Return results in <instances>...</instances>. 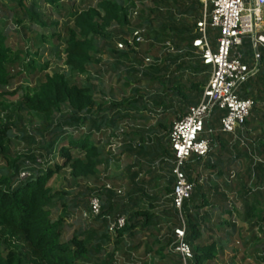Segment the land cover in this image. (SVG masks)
Segmentation results:
<instances>
[{"label": "trees", "instance_id": "16d2710c", "mask_svg": "<svg viewBox=\"0 0 264 264\" xmlns=\"http://www.w3.org/2000/svg\"><path fill=\"white\" fill-rule=\"evenodd\" d=\"M35 1L27 6L18 0L13 9L12 20L23 30H37L31 28L32 23H37ZM39 1L53 10L59 8L62 14L66 12L61 20V35L59 32L50 34L52 41L62 43L66 72L81 74L94 69L98 56L106 51L108 59L119 64L128 63L117 74L124 79V85L128 84L126 77L138 74L135 83L153 89V105L146 106L141 96L124 99L121 103L96 104V98L87 87L70 80L61 70H47L33 86L16 87L19 95L13 109L34 112L44 118L51 117V120L53 117L54 123L45 135L41 131L25 134L24 129L18 128L20 139L27 144L33 142L36 135L44 142L35 152L30 150L11 156L10 138L15 136L13 127L17 126L4 118L14 114L0 115V161L9 168L8 173H0V264H86L90 261L113 264L114 251L133 242L140 233H145V238L137 240L131 249H142L138 255L140 259L146 253L156 256L155 264H215L219 251L228 247V237L233 235L241 240L248 237L244 245L251 241L259 243L252 252H261L258 259H264L262 67L237 91L239 98H246L240 92L246 86L253 88L254 105L242 122L241 136L248 135V128L259 127L255 144L245 140L247 146L238 142L228 146L229 137L219 131V124L217 128L212 127L213 132H208L204 122L201 136L208 139V148L204 155L191 154L185 161V177L193 187L189 198L177 210L171 202L174 176L167 135L172 122L181 118L188 106L197 103L210 72V66L202 64L198 50L191 46V40L197 36L195 22L200 16V1L197 11L191 14L188 10L179 11L175 16L170 8L179 7V1L150 0L148 15L136 24L129 23L127 7L123 8L117 0H97L94 4H88V0H79L77 4L61 0ZM188 3V7H193L197 0ZM51 14L55 16L51 25H57L59 15L54 11ZM25 18H28V25L24 23ZM135 29L152 32L136 50L124 39ZM39 38L43 39L41 34ZM116 40L124 43L123 49L108 48ZM165 41L170 43L172 51L164 50ZM144 55L158 62L143 68L130 64V56L140 64ZM19 58L18 49L8 44V31L0 28V106L5 101V89L23 75L21 69H14ZM40 69L33 58L25 64L26 73H39ZM222 114V110L215 109L210 115L217 120ZM129 119L140 125L132 126L120 137L132 152L130 155L136 157L124 176L125 197H115L112 188H117L122 181L116 177L108 180L111 188L102 186L101 190H88L89 195L94 194L100 200L99 214L62 239L63 233L70 229L65 223L68 213L51 217L50 207L58 193H50L48 180L64 167L73 179L92 176L102 156L100 141L93 139L92 134L101 128H115L119 121ZM231 149L235 152L232 157L221 154H228ZM254 152L256 159H253ZM54 155L61 161L52 160L48 164L47 159ZM241 157H248L250 166L243 174H234L230 168L237 165ZM36 158L45 163L44 166L37 163ZM21 169L29 172L23 179L18 178ZM200 172L214 174L217 182L211 184L210 177L200 181ZM118 216L124 217L122 227L109 232L108 220ZM243 223H247L244 231L241 230ZM165 226L168 227L166 231L158 235ZM181 226L184 241L189 246L184 263L171 251L173 229ZM110 243L113 246L106 251Z\"/></svg>", "mask_w": 264, "mask_h": 264}, {"label": "rangeland", "instance_id": "374dc122", "mask_svg": "<svg viewBox=\"0 0 264 264\" xmlns=\"http://www.w3.org/2000/svg\"><path fill=\"white\" fill-rule=\"evenodd\" d=\"M20 1L24 5L29 6L32 0ZM61 1L66 2L67 4L73 1L77 4L79 0ZM96 1L97 0H88V4H94ZM117 1L123 6V8L127 7V18L130 24L139 23L143 20L144 16L148 15L150 0ZM17 3L18 0H0V28L8 31V44L19 51V62L14 69L15 71L18 70V68L21 69L23 74L21 78L18 77L17 79H14V82L5 89L7 92L4 94L5 101L3 102V105L0 106V115L2 117L14 114L9 118H4L5 121H11L17 126L16 128L13 127L15 136L10 138L9 153L11 156H16L30 150L35 152V149L44 142L36 135L35 140L27 144V142L20 139V136L22 135L18 133V128L24 129L25 134L41 131L43 135H45L54 123V121H52L53 117L51 120V117L44 118L42 115L34 112L25 113L24 111H17L13 109L14 101L19 95L18 92H16V87H23L27 85L33 86L37 84L47 70L67 71V68L63 64V55L61 52L62 43L56 40L52 41L50 35L51 32H59V36L61 35L63 32L61 20L65 18L66 12L64 13L63 11L62 14V11L59 10V8L53 10L46 3H41L39 0H36L35 4L38 7L35 8V18L37 23H32L31 28H37V30L27 31L21 29V27L15 24L12 20L14 18L13 9L17 7ZM52 11L57 12L59 15L57 25H51V20L55 18V16L51 14ZM27 19L28 18L24 19V23L26 25L29 24ZM208 30L209 28H207L206 32L207 38L210 42L212 41V48H214L217 32L214 30L213 35L209 37ZM40 34L43 39L39 38ZM142 35L146 40L147 36H152V32H148L144 29ZM114 45L115 44L112 43L108 48L113 49ZM142 46L143 45H141V47ZM238 50L240 53L243 52L245 56L248 54L251 55V53L255 55V50H253L252 46L249 45L238 46ZM137 56L140 58L139 54H137L136 57ZM31 58H33L38 66L41 67L39 73H26L25 64ZM98 58L97 67L94 69H89L81 74L66 72L67 77L79 85L87 87L91 94L96 98V104L121 103L124 99H133L141 96V99L144 101L143 103L146 104V106L153 105V100L151 99L153 89H150L143 84L135 83V79L138 74L126 77L128 83L127 85H124V79H122V77H117V74L122 71L123 67L128 63L122 62L119 64L111 59H108L106 57V51L103 55L98 56ZM129 61H131L130 64H134L133 67L138 65L133 61L131 56ZM12 91L16 93H8ZM208 122L210 127H214L216 124V120H214L212 116L208 119L207 123ZM136 125L138 126L140 123L132 119L119 121L115 128H101L99 132H94L92 134L93 139L98 138L100 141L99 148L102 151L99 164L92 176L78 180L73 179L68 173V168L64 167L57 173L53 174L48 180L47 185L50 193H58L53 199V205L50 207L51 217L56 218L65 212L68 213L65 217V223L70 225V229L63 233L62 239L72 235L78 228H81L86 222H88L84 220L82 216V212L86 211V198L89 196L88 190H101L102 186L106 184L109 185V179L116 177L119 180L122 179V181L119 186H117V188L121 189V192L116 194L117 196L115 197H125L126 187L124 186V176L128 173V169L134 165L136 157L134 155H130L132 152L126 148V144L124 142L120 141V137L123 132L128 131L132 128V126ZM263 127L264 125L260 126V128ZM247 130L249 131L248 135L243 134L244 136H239L240 139L236 141L239 143L242 141L241 145L243 146H247L245 144V140L254 145V137L259 134V127H255L252 130L248 128ZM234 153V150L231 149L228 154L224 152L221 154L223 156L232 157ZM256 157L257 154L255 153L253 155V159H256ZM47 160L48 164H50L52 160L58 162L61 161L60 157L56 155H54V157L50 156ZM248 166H250L248 157H241V159L238 160V164L235 165L233 169H230L235 173L243 174ZM8 171L9 168L0 161V173H8ZM199 177L202 182L208 180L206 179L208 177L211 179V184H215L217 182V178L214 177V174L208 175L207 172H200ZM262 207L264 209V206ZM246 224L247 223L242 224V231L246 229ZM167 228L168 227L166 226L162 227L159 230L158 235L165 232ZM252 231L256 232V229H253ZM145 236V233H140L133 240V242H128L126 245L121 246L120 249L114 251L112 258L113 264H155L156 256L146 253L145 256L140 259L138 258V255H140L142 249H139L138 251L131 249L133 245L136 244L137 240H142ZM247 238L248 237L241 240L236 235L229 236L228 247L219 251L215 264H264V259H258V255H261V252H252L253 247L258 246L259 243L251 241L244 245ZM112 246L113 245L111 243L107 245L106 251H110ZM123 252H125V254ZM86 264L94 263L90 261Z\"/></svg>", "mask_w": 264, "mask_h": 264}, {"label": "built area", "instance_id": "2783aa9c", "mask_svg": "<svg viewBox=\"0 0 264 264\" xmlns=\"http://www.w3.org/2000/svg\"><path fill=\"white\" fill-rule=\"evenodd\" d=\"M199 1L200 16L195 22L197 36L191 40V46L198 50L202 64L210 66V72L197 103L188 106L186 113L172 122L167 135L172 152L171 173L174 176L171 202L177 210L189 198L193 187L192 182L185 177L183 165L191 154L202 156L208 148V139L201 136L204 120L213 110H222L223 114L218 118L219 131L234 135L237 129L243 130L242 122L249 115L254 100L239 98L236 89L254 70L242 61L238 46L243 34L255 36L256 29L264 19V0ZM207 28L217 32L214 48L207 38ZM142 32V29H135L124 38L129 47L136 50L143 45L145 39ZM255 40L264 43V37L259 34L255 36ZM114 44L118 50L125 46L121 40H116ZM164 50L172 51L168 41L164 42ZM157 62L152 56L144 55L136 67L143 68ZM35 161L43 164L38 158ZM37 166L33 165L36 168ZM28 174L26 169H21L18 171V178L23 179ZM104 187L111 188L108 184ZM112 189L116 194L121 192L120 188ZM86 204L87 209L82 212V216L84 220L90 221L100 212V200L91 194L86 198ZM123 223V216L108 220L107 230L114 232ZM173 234L171 251L178 254L184 263L189 255V246L184 241L182 226L174 228Z\"/></svg>", "mask_w": 264, "mask_h": 264}, {"label": "crops", "instance_id": "0c3cea01", "mask_svg": "<svg viewBox=\"0 0 264 264\" xmlns=\"http://www.w3.org/2000/svg\"><path fill=\"white\" fill-rule=\"evenodd\" d=\"M174 1L175 2H178L179 1V4H180L179 7H176V8L175 7H171L170 8L174 12L175 16L177 15V13L179 11L180 12H185V11L188 10L189 14H191V13H193V12H195V11H197L199 9L198 8V2H199V0H197V3H195V4L193 3V7H191V6L188 7V5H189L188 2L191 3V2H194L195 0H174ZM185 4H186V6H185ZM214 30L215 29L209 28V30H208L209 37H211L213 35ZM257 34H259V35H261V36L264 37V19L259 24V27H258V29H256V32H255L254 35L256 36ZM255 36L250 35V34H243L241 36V44H240V46H242V45H245V46L246 45H249V46H252L253 50H255V55H253L251 53V55L248 54L247 56H245V54L243 52H241L242 61L244 63H246L247 65H250L249 68H253L254 72H253V74L251 76L246 77L245 79H243L238 84L236 91H239V87L241 86L242 83H244L245 81L249 80L250 78H253L259 72V70H261V67H262V70L264 72V43H260V42L256 41L255 40ZM210 45H211V47L213 46L212 41L210 42ZM259 53L261 54V60L259 59ZM260 63H262V66H261ZM261 83H264V81L261 82ZM252 90H253L252 87L246 86V88H244V90H242L240 93L242 95H245L246 98H251L252 93H253ZM263 99H264V97H263ZM263 103H264V100H263ZM210 117H211V115L204 120V122H206V128H205V130L207 129L206 131L213 132L212 127H210V125H208L209 122L207 123V121H208V119ZM217 124H218V119L216 120L215 128H217ZM242 131L243 130L237 129V131L235 132L234 135L227 134L228 137H229V139H228V146H232L235 142H238L236 140L240 139L239 136H241V132ZM239 144H242V141ZM231 169H233V167ZM232 172L235 173L233 170H232Z\"/></svg>", "mask_w": 264, "mask_h": 264}]
</instances>
